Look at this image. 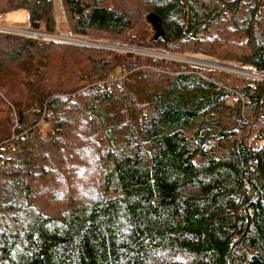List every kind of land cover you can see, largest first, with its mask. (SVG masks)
Here are the masks:
<instances>
[{
  "label": "trees",
  "instance_id": "1",
  "mask_svg": "<svg viewBox=\"0 0 264 264\" xmlns=\"http://www.w3.org/2000/svg\"><path fill=\"white\" fill-rule=\"evenodd\" d=\"M52 1L0 16L52 31ZM59 1L65 34L264 72V0ZM228 30L246 53L213 56ZM44 43L0 33V264H264V84Z\"/></svg>",
  "mask_w": 264,
  "mask_h": 264
},
{
  "label": "rangeland",
  "instance_id": "2",
  "mask_svg": "<svg viewBox=\"0 0 264 264\" xmlns=\"http://www.w3.org/2000/svg\"><path fill=\"white\" fill-rule=\"evenodd\" d=\"M113 1H117V3L115 2L116 9H119V7L123 8L122 10L127 12L129 16L133 18L134 22H138L140 19V16L145 15L144 7L148 6L147 4H145V6L144 5L141 6V4H139L138 2L139 0H134V2H131L128 0L124 2L123 0L124 4L122 5L119 0H113ZM113 1L110 0L109 2L111 3ZM201 1L204 4L211 3V0H201ZM109 5L111 6V4ZM22 14L24 13H21L20 11H13L8 14L1 15L0 16V33L19 37V38H30V39L37 40L40 42L48 43L49 44V46L47 47L48 52L50 51L56 52L62 49L63 48L62 45L64 46V44H69L75 47L76 46L91 47V48L102 49L105 51H113L119 54L128 53L132 55L145 56V57H151V58L162 59V60H172V61L194 65V66H197L203 69H215V70L221 71L222 73H225V74L228 73L238 78L247 79L251 81L257 80L264 84V78H262L264 77L263 75L260 74V76L262 77H258L259 74L256 73L253 69L248 68V67L246 68L239 67L238 64L236 63L227 62V63H222V64H214V63H210L208 59L203 58L201 56L183 57L175 53L169 54L165 51H161L157 49L155 50L137 49V48L122 45L119 42H112L109 39L110 37L108 35L100 34L98 32H92L91 36L84 37V38L65 34L62 31V29L66 27V22H65L66 20H65V15L63 13L62 6L59 0L52 1V16L54 18V25H53L52 31L43 30L42 27H40L41 28L40 30L36 31L38 33L43 34L45 37L34 38V37L26 35L27 33H24V32L31 31V30H28L26 19L25 17L22 16ZM19 31L22 33H20ZM224 35H227V36L222 38L223 39L222 47L218 46L219 42H217V40L216 42H214L215 48L213 50V56L223 57L226 55L227 56L232 55L233 53H236V54L246 53V50L244 49V47H242L241 45L239 47L238 43L235 44L234 40H236L238 36L234 34L232 35L229 30H228V33ZM53 36H57L56 41L54 40L55 38ZM59 36H62L68 39H62V38L60 39ZM62 40H65V42L64 41L61 42ZM67 40H70V41H67ZM72 53L75 54L74 51H72ZM75 56H78V55L75 54ZM78 64L81 65L82 62L81 64L80 63ZM235 68H237L238 70ZM74 72L75 70L70 76H73ZM72 81H74V79L66 80L64 81L63 85H60L58 84L57 79L54 78L50 80L48 83H46V86H49L50 90H59V89L62 90L64 87L71 85ZM49 188H50L49 185L46 186V189H49ZM36 200L37 198H35V201ZM44 203L48 204L47 200ZM46 204H44V208H48L47 206L49 204L48 205ZM48 209L50 210V208Z\"/></svg>",
  "mask_w": 264,
  "mask_h": 264
},
{
  "label": "built area",
  "instance_id": "3",
  "mask_svg": "<svg viewBox=\"0 0 264 264\" xmlns=\"http://www.w3.org/2000/svg\"><path fill=\"white\" fill-rule=\"evenodd\" d=\"M20 32V31H19ZM20 33H22V32H20ZM24 33H27L26 35H28V36H31V37H34V38H42V37H45L43 34H41V33H38V32H35V31H26V32H24ZM46 37H48V36H46ZM55 39V41L57 40V36H53ZM59 37H61L62 39H68V38H65V37H62V36H59ZM58 37V38H59ZM60 38V39H61ZM74 40V39H73ZM65 42V40H62L61 42ZM67 41H70V40H67ZM218 66V65H217ZM235 69H237V68H235Z\"/></svg>",
  "mask_w": 264,
  "mask_h": 264
},
{
  "label": "water",
  "instance_id": "4",
  "mask_svg": "<svg viewBox=\"0 0 264 264\" xmlns=\"http://www.w3.org/2000/svg\"><path fill=\"white\" fill-rule=\"evenodd\" d=\"M152 30L156 33L159 34L161 36V29L159 24L157 23V20L153 21L152 23ZM258 74H262L264 76V72L258 73Z\"/></svg>",
  "mask_w": 264,
  "mask_h": 264
},
{
  "label": "bare ground",
  "instance_id": "5",
  "mask_svg": "<svg viewBox=\"0 0 264 264\" xmlns=\"http://www.w3.org/2000/svg\"><path fill=\"white\" fill-rule=\"evenodd\" d=\"M61 38V37H60ZM238 70V69H237ZM258 77H262V76H260V74L258 75ZM262 78H264V77H262Z\"/></svg>",
  "mask_w": 264,
  "mask_h": 264
},
{
  "label": "crops",
  "instance_id": "6",
  "mask_svg": "<svg viewBox=\"0 0 264 264\" xmlns=\"http://www.w3.org/2000/svg\"><path fill=\"white\" fill-rule=\"evenodd\" d=\"M22 16H23V17H25V19H26V16H25V14H22Z\"/></svg>",
  "mask_w": 264,
  "mask_h": 264
}]
</instances>
